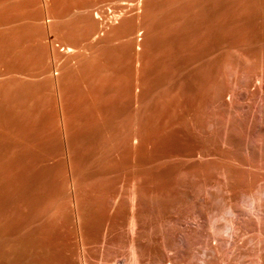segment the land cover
<instances>
[{"label": "rangeland", "instance_id": "obj_1", "mask_svg": "<svg viewBox=\"0 0 264 264\" xmlns=\"http://www.w3.org/2000/svg\"><path fill=\"white\" fill-rule=\"evenodd\" d=\"M0 264H264V0H0Z\"/></svg>", "mask_w": 264, "mask_h": 264}, {"label": "bare ground", "instance_id": "obj_2", "mask_svg": "<svg viewBox=\"0 0 264 264\" xmlns=\"http://www.w3.org/2000/svg\"><path fill=\"white\" fill-rule=\"evenodd\" d=\"M68 50V49H67ZM69 51V50H68Z\"/></svg>", "mask_w": 264, "mask_h": 264}]
</instances>
